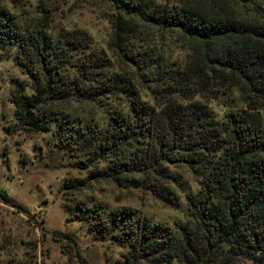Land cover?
I'll use <instances>...</instances> for the list:
<instances>
[{
    "label": "trees",
    "instance_id": "trees-1",
    "mask_svg": "<svg viewBox=\"0 0 264 264\" xmlns=\"http://www.w3.org/2000/svg\"><path fill=\"white\" fill-rule=\"evenodd\" d=\"M104 1L114 10L113 47L130 70L110 71L85 30L56 38L23 31L0 8V49L17 47L33 85L31 94L12 93L16 119L29 133L54 125L63 146L108 163L100 174L141 184L173 206L181 182L169 167L185 165L199 179L198 192L186 196L188 221L174 227L125 208L77 207L99 236L129 248L128 264H264V127L254 117L264 112V0ZM142 26L179 34L189 55L173 67L139 49ZM200 91L226 96L222 125L195 99ZM119 94V108L102 104ZM71 101L100 102L107 125L84 128L55 110Z\"/></svg>",
    "mask_w": 264,
    "mask_h": 264
},
{
    "label": "rangeland",
    "instance_id": "rangeland-1",
    "mask_svg": "<svg viewBox=\"0 0 264 264\" xmlns=\"http://www.w3.org/2000/svg\"><path fill=\"white\" fill-rule=\"evenodd\" d=\"M165 1L142 0L148 5ZM1 7L23 31L40 30L56 38L64 30H85L93 38V47L104 54L110 71L131 69L113 47L110 22L114 10L104 0H0ZM136 45L150 48L173 67L190 53L179 34L148 26L140 28ZM17 54L16 46L0 49V264H128L129 248L99 236L93 220H81L78 206L103 213L125 208L171 227L188 221L186 196L196 194L200 184L185 165L169 167L181 182L173 185L178 204L173 206L141 184L124 187L100 174L108 163L88 161L86 155L63 146L54 125L47 132L24 130L15 117L11 97L17 90L31 94L33 85L29 74L17 65ZM140 94L153 103L149 90ZM195 99L207 104L221 125L226 121L230 108L226 96L214 98L200 91ZM103 101L106 107L119 108L125 98L119 94ZM100 104L71 101L65 110H55L84 128L105 127L109 117ZM254 117L264 127V112H255Z\"/></svg>",
    "mask_w": 264,
    "mask_h": 264
}]
</instances>
